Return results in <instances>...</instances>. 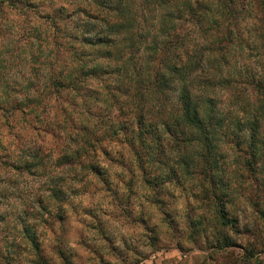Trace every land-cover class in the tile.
<instances>
[{"label":"clouds","instance_id":"9594fccd","mask_svg":"<svg viewBox=\"0 0 264 264\" xmlns=\"http://www.w3.org/2000/svg\"><path fill=\"white\" fill-rule=\"evenodd\" d=\"M103 2L0 0V264H264V0Z\"/></svg>","mask_w":264,"mask_h":264},{"label":"rangeland","instance_id":"374dc122","mask_svg":"<svg viewBox=\"0 0 264 264\" xmlns=\"http://www.w3.org/2000/svg\"><path fill=\"white\" fill-rule=\"evenodd\" d=\"M24 1V0H23ZM24 3V2H23ZM22 3V4H23ZM29 6V5H28ZM31 6V5H30ZM29 6V7H30ZM16 10V7H13V11ZM82 10V9H81ZM107 193H97L98 198H103L104 196H106ZM61 221H63V217L61 216L58 217ZM0 219H3L2 217H0ZM117 223L119 224L120 222L117 221ZM143 226V225H141ZM84 228H88L89 226L87 224L83 225ZM121 227H124L125 230L132 232L135 230V228L137 227V225L133 224H122ZM92 231H95V229H90ZM102 235L101 233L97 234ZM103 241L105 244H107L110 249H111V253H112V258L111 259H105L103 255H101L99 252H96L95 249H93L90 245H82L87 251H91L93 252L95 255L98 256L99 258V264H120V261L124 260V254L122 251L118 250V248L116 246L113 245V241L111 239H109L107 236L103 237ZM153 244H155V241H153ZM125 248H128L129 251H134V249L130 248L129 245L125 244L124 245ZM180 253L183 254V249H179ZM17 253L19 254V249H17ZM137 255H139V253L137 252ZM165 255L171 259L172 258V254L171 253H165ZM155 264V262H154ZM161 264H168L167 260H162ZM181 264H183V261L181 260Z\"/></svg>","mask_w":264,"mask_h":264},{"label":"trees","instance_id":"16d2710c","mask_svg":"<svg viewBox=\"0 0 264 264\" xmlns=\"http://www.w3.org/2000/svg\"><path fill=\"white\" fill-rule=\"evenodd\" d=\"M24 1L23 0H13V7H16L18 4H22ZM93 2L99 7V8H103L104 7V2L103 0H93ZM165 3L167 2H170V0H164ZM200 2V0H198V3ZM30 6V5H29ZM200 7L202 10H207V11H210V8H209V5L207 3H201L200 4ZM110 10V9H109ZM81 11H84L85 15L88 16L89 20L90 21H95L97 19H99V15L98 13H89L87 10H81ZM182 11L183 9H181V13H180V16H178L177 14H171L170 15V19H177V18H181L182 16ZM52 195L54 197L57 196V193L56 192H53ZM61 218V217H60ZM26 234H27V229H26ZM29 240L32 241V246L33 247H36V242L35 240H32V237L29 236ZM37 252H39V249L37 248Z\"/></svg>","mask_w":264,"mask_h":264}]
</instances>
